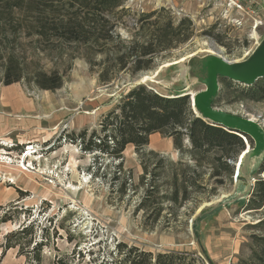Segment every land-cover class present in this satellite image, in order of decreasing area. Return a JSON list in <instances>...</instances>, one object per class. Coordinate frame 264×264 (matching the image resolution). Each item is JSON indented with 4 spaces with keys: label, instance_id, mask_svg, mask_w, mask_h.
Returning a JSON list of instances; mask_svg holds the SVG:
<instances>
[{
    "label": "rangeland",
    "instance_id": "rangeland-1",
    "mask_svg": "<svg viewBox=\"0 0 264 264\" xmlns=\"http://www.w3.org/2000/svg\"><path fill=\"white\" fill-rule=\"evenodd\" d=\"M124 6L126 15L116 28L124 39L130 37L131 18L150 11L160 13L162 20L189 18L193 34L186 42L160 51L152 69L116 74L114 32L112 41L101 46L63 42L47 30L53 21L71 14L69 3L0 2V96L6 86L2 76L11 63L23 77L11 84L24 92L28 119L36 107L43 123L38 134L30 125L22 135L15 132L11 140L0 137V217L8 209L15 217L13 222H0V244L5 233L28 219H37V239H41L43 225L49 227V244L42 250L41 264H57L59 259L68 264L111 259L119 242L152 253L184 251L198 259L195 264H259V257L264 256V224L259 222L264 219V203L258 209H247L245 204L256 180H264V168L257 171L264 164V153L251 170L249 193L237 197L235 188L241 190L242 186L234 178L235 165L230 176L221 177H212L208 165L200 166L189 176L195 185L188 188V200L175 205L163 201L161 214L156 216V206L148 211L137 208L145 187L140 183L142 167L132 145L123 153L121 179L113 183L117 160L84 154L63 134L85 126L98 129L102 114L136 83L163 95L205 89L184 71L207 54L231 62L248 58L264 36V0H125ZM102 68L116 74L113 81H98ZM39 71L59 73L61 86L53 91L38 88L33 79ZM194 71L189 73L197 74ZM222 86L220 82L222 89L214 107L234 117L253 119L264 131V100L238 99L236 92ZM183 143L189 147L186 138ZM144 149L158 153L147 163L149 168L158 165L154 175L162 172L161 156L174 163L180 159L172 139L158 133H153ZM154 175L149 178L163 190L164 180ZM200 246L211 262L206 261ZM0 258V264H27L17 248Z\"/></svg>",
    "mask_w": 264,
    "mask_h": 264
},
{
    "label": "trees",
    "instance_id": "trees-1",
    "mask_svg": "<svg viewBox=\"0 0 264 264\" xmlns=\"http://www.w3.org/2000/svg\"><path fill=\"white\" fill-rule=\"evenodd\" d=\"M3 1L14 0H0V2ZM41 1L50 4L65 2L72 6L71 14L53 21L47 28L63 42L88 45L92 43L105 46L112 41L114 32L116 47L113 60L116 65V74L119 71L135 74L152 69L155 57L160 51L186 42L193 34L189 18L162 20L160 13L150 11L131 18L130 37L124 39L116 28L121 24V20L127 12L124 6L125 0ZM153 17L154 19H152ZM43 31H45L44 28ZM11 67L10 63L2 76L4 85L18 82L23 78L20 72H16ZM116 74H110L107 69L102 68L97 74L98 81L101 84H107L114 80ZM62 80L63 77L57 72L47 74L43 71L37 72L33 79L38 88L50 91L59 88ZM220 82L225 89L236 92L238 99L255 102L264 100V77L256 80L250 86H243L223 77H220ZM217 100V96L212 100L213 106ZM153 133L170 137L173 148L177 149L180 154V159L175 163L164 156L159 159L162 172L156 175L164 180L163 190L162 187L155 184L153 177L149 178L150 174L154 175L158 168L157 164L151 168L147 164L150 159L158 156V153L151 149H144ZM239 134V131H232L222 125L196 117L192 111L191 103H189L188 95H163L146 84L136 83L120 96L112 108L102 114L98 129L89 130L85 126L78 131L65 133L63 136L70 143H77L80 151L84 154L90 153L99 159L105 157L108 160H117V164H115L117 170L111 178L113 183L121 179L123 153L127 146L132 145L142 167L140 183L145 187L144 195L137 208L148 211L152 206H156V216H158L161 214L163 201L175 205L188 200V188L195 185V181L189 182V176L198 167L208 165L212 177L232 174L237 156L246 148L245 142ZM185 138L188 140L189 147H184ZM246 139L249 146L252 147V139L249 136H246ZM182 156H186V160H183ZM263 168L264 164H260L257 171ZM219 180L218 182L222 183L221 179ZM263 203L264 180L258 179L245 207L258 209ZM14 209H17V206ZM8 210L2 212L0 222H13L15 217L7 213ZM71 214L69 213V215ZM37 221V219H28V223L19 224L13 230L5 233L0 244V257L7 250L17 248V254L24 256L27 264H41L42 250L49 244V227L43 225L41 239H37L35 233ZM48 221L50 224L51 219ZM259 222L264 224V219ZM58 226L63 228L61 223ZM53 236H57V231L53 233ZM200 250L206 261L211 262L201 246ZM259 258V264H264V256ZM197 260L196 257L184 251L152 253L141 250L137 246L130 247L126 243L119 242L115 246V252L111 259H92L88 264H195ZM57 264L68 263L59 259Z\"/></svg>",
    "mask_w": 264,
    "mask_h": 264
},
{
    "label": "water",
    "instance_id": "water-1",
    "mask_svg": "<svg viewBox=\"0 0 264 264\" xmlns=\"http://www.w3.org/2000/svg\"><path fill=\"white\" fill-rule=\"evenodd\" d=\"M193 68L194 72L198 74H194L195 78L205 85V89L195 93L193 101L192 96H190L189 103H191L192 111L196 117L204 121L207 120L222 125L226 129L240 132L239 135L247 145L248 151L241 158L238 157L239 154L234 163L236 167L234 178L237 177V182L242 186L241 190L235 188V192L237 197L243 193H249L253 186L250 176L251 170L256 165L258 166V160L261 159L264 153V131L253 119L234 117L221 109H217L213 106L212 100L219 91L220 77L227 78L243 86H250L256 80L264 77V36L245 60L231 62L223 57L207 54L203 58L192 61L189 64L188 73ZM183 95L192 94L184 93ZM246 136L252 137L254 147L251 148L248 145ZM238 164H242V167L240 168ZM253 180L255 181L254 178ZM237 182L236 184H238Z\"/></svg>",
    "mask_w": 264,
    "mask_h": 264
},
{
    "label": "crops",
    "instance_id": "crops-1",
    "mask_svg": "<svg viewBox=\"0 0 264 264\" xmlns=\"http://www.w3.org/2000/svg\"><path fill=\"white\" fill-rule=\"evenodd\" d=\"M0 97L1 138L11 140L15 132H19V134L22 135L21 132H25L31 127L33 129L35 128L37 134L39 131L43 130V123L41 120L39 121L36 107H33V112L30 111L31 118L28 119L29 112L24 104V92H22L19 86L15 84L6 85L1 91Z\"/></svg>",
    "mask_w": 264,
    "mask_h": 264
},
{
    "label": "bare ground",
    "instance_id": "bare-ground-1",
    "mask_svg": "<svg viewBox=\"0 0 264 264\" xmlns=\"http://www.w3.org/2000/svg\"><path fill=\"white\" fill-rule=\"evenodd\" d=\"M184 72L187 74V76H189V75L192 74V78H194V79H193V82L197 81V79L195 78V76H194L193 73H188V70H186V71H184ZM191 96H192V101H193L194 94L192 93ZM194 107H195V106H194ZM247 151H248V148L245 149L244 151H242V153H240V155H239L238 157L241 158V157L244 155V153H246ZM29 153H30V152L27 151L26 154H25V157H26V155L29 154ZM239 163H240V162H239ZM238 165H240V164H238Z\"/></svg>",
    "mask_w": 264,
    "mask_h": 264
},
{
    "label": "built area",
    "instance_id": "built-area-1",
    "mask_svg": "<svg viewBox=\"0 0 264 264\" xmlns=\"http://www.w3.org/2000/svg\"><path fill=\"white\" fill-rule=\"evenodd\" d=\"M236 179H237V177H236Z\"/></svg>",
    "mask_w": 264,
    "mask_h": 264
}]
</instances>
